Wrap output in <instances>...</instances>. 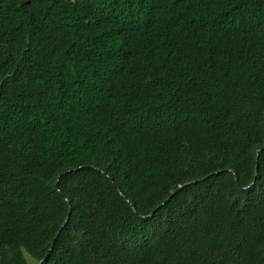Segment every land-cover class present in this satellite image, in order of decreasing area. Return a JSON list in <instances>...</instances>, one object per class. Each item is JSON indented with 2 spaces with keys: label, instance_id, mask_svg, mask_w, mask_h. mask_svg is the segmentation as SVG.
I'll use <instances>...</instances> for the list:
<instances>
[{
  "label": "trees",
  "instance_id": "obj_1",
  "mask_svg": "<svg viewBox=\"0 0 264 264\" xmlns=\"http://www.w3.org/2000/svg\"><path fill=\"white\" fill-rule=\"evenodd\" d=\"M0 264H264V0H0Z\"/></svg>",
  "mask_w": 264,
  "mask_h": 264
},
{
  "label": "water",
  "instance_id": "obj_2",
  "mask_svg": "<svg viewBox=\"0 0 264 264\" xmlns=\"http://www.w3.org/2000/svg\"><path fill=\"white\" fill-rule=\"evenodd\" d=\"M251 185H252V184H251ZM56 186H58V183H56ZM118 191H119V194L122 196L120 190H118ZM126 201L128 202V200H126Z\"/></svg>",
  "mask_w": 264,
  "mask_h": 264
}]
</instances>
